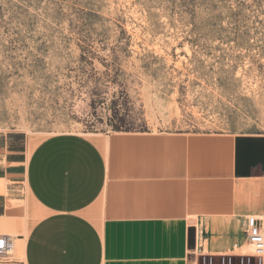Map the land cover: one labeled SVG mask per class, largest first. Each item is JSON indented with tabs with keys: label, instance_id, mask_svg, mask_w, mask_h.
Masks as SVG:
<instances>
[{
	"label": "rangeland",
	"instance_id": "374dc122",
	"mask_svg": "<svg viewBox=\"0 0 264 264\" xmlns=\"http://www.w3.org/2000/svg\"><path fill=\"white\" fill-rule=\"evenodd\" d=\"M142 132L235 135L261 174L249 143L264 140V0H0L4 156ZM41 216L1 234L18 243Z\"/></svg>",
	"mask_w": 264,
	"mask_h": 264
},
{
	"label": "crops",
	"instance_id": "0c3cea01",
	"mask_svg": "<svg viewBox=\"0 0 264 264\" xmlns=\"http://www.w3.org/2000/svg\"><path fill=\"white\" fill-rule=\"evenodd\" d=\"M244 143L231 134H58L26 161L0 144V235L21 232L35 207L42 216L26 231L24 264H239L251 255L247 218L264 216V170L246 173ZM249 145L255 164L264 140Z\"/></svg>",
	"mask_w": 264,
	"mask_h": 264
},
{
	"label": "built area",
	"instance_id": "2783aa9c",
	"mask_svg": "<svg viewBox=\"0 0 264 264\" xmlns=\"http://www.w3.org/2000/svg\"><path fill=\"white\" fill-rule=\"evenodd\" d=\"M245 234L252 254L241 257L239 264H264V235L255 218L248 219ZM0 264H24L14 258V240L10 235H0ZM221 264L231 262L223 260Z\"/></svg>",
	"mask_w": 264,
	"mask_h": 264
},
{
	"label": "bare ground",
	"instance_id": "6f19581e",
	"mask_svg": "<svg viewBox=\"0 0 264 264\" xmlns=\"http://www.w3.org/2000/svg\"><path fill=\"white\" fill-rule=\"evenodd\" d=\"M252 218H255L259 222L260 231L264 235V216H256ZM16 238H19V239H18V243H15V240H14V251L15 249L18 250L21 253V257L23 259V248H24V242H25V235L21 234V235L16 236ZM247 251L252 252L251 246L248 247Z\"/></svg>",
	"mask_w": 264,
	"mask_h": 264
},
{
	"label": "water",
	"instance_id": "95a60500",
	"mask_svg": "<svg viewBox=\"0 0 264 264\" xmlns=\"http://www.w3.org/2000/svg\"><path fill=\"white\" fill-rule=\"evenodd\" d=\"M191 247L192 248L194 247V233H193V231H192V245H191Z\"/></svg>",
	"mask_w": 264,
	"mask_h": 264
}]
</instances>
